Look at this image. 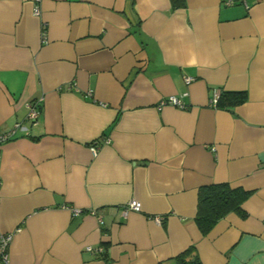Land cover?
Listing matches in <instances>:
<instances>
[{"label":"crops","instance_id":"1","mask_svg":"<svg viewBox=\"0 0 264 264\" xmlns=\"http://www.w3.org/2000/svg\"><path fill=\"white\" fill-rule=\"evenodd\" d=\"M217 91L246 100L219 109ZM16 125L8 264H174L190 246L264 264V0H0V134ZM222 183L250 193L246 217L202 236L198 190Z\"/></svg>","mask_w":264,"mask_h":264},{"label":"trees","instance_id":"2","mask_svg":"<svg viewBox=\"0 0 264 264\" xmlns=\"http://www.w3.org/2000/svg\"><path fill=\"white\" fill-rule=\"evenodd\" d=\"M246 94L223 92L219 94L216 108L229 109L244 103ZM250 193L242 189H232L227 184H211L201 187L197 195L195 223L202 236H206L218 221L231 213L246 217L242 204ZM174 264H202L193 246L174 257Z\"/></svg>","mask_w":264,"mask_h":264},{"label":"built area","instance_id":"3","mask_svg":"<svg viewBox=\"0 0 264 264\" xmlns=\"http://www.w3.org/2000/svg\"><path fill=\"white\" fill-rule=\"evenodd\" d=\"M34 14H38V11L35 10L34 11ZM194 79L191 78V77H186L184 78V81L189 84L193 81ZM219 92H215L214 93V97L212 99V106L215 107L216 105V102H217V99L219 97ZM165 104H169V105H172V106H175V107H178V108H184V106L182 105V103L179 101V99H177L176 97H169L167 99H164L160 102V106H163ZM38 117V111L35 109V106L33 105V103H30V112H29V118L35 122L36 119ZM20 129V125H16L13 130L7 132V133H2L0 134V143L1 142H4V141H7L9 139H11L16 131ZM90 149V152L93 156H96L97 155V150L98 148L95 146V144L91 145L89 147ZM139 211V206H138V203L134 200L132 201H129L123 208L122 212H123V215L125 216L127 213L129 212H138ZM83 211H81L80 209H76V208H73L71 209V214L73 217H77L79 216ZM93 215H95V212H92ZM100 220V217L98 218ZM101 221V220H100ZM154 221H156L158 224H160L162 222V218L160 217H155ZM12 240V235H4L1 237L0 239V264H8V252H7V249L9 247V244ZM89 251H92L91 248H88ZM102 252V249H97V252L96 253H101Z\"/></svg>","mask_w":264,"mask_h":264}]
</instances>
